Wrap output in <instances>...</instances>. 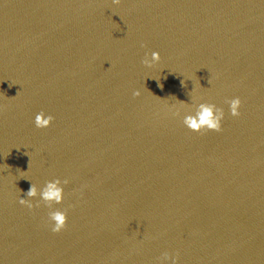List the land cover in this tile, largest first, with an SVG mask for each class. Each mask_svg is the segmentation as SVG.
<instances>
[{"label":"water","instance_id":"1","mask_svg":"<svg viewBox=\"0 0 264 264\" xmlns=\"http://www.w3.org/2000/svg\"><path fill=\"white\" fill-rule=\"evenodd\" d=\"M194 101L223 109L220 131L183 124ZM53 179L62 204L18 202ZM165 252L264 264V0H0V264Z\"/></svg>","mask_w":264,"mask_h":264},{"label":"clouds","instance_id":"2","mask_svg":"<svg viewBox=\"0 0 264 264\" xmlns=\"http://www.w3.org/2000/svg\"><path fill=\"white\" fill-rule=\"evenodd\" d=\"M113 3H119V0H113ZM160 61V54L153 51L150 55L146 53L142 64L151 68ZM155 79V78H153ZM209 82V81H208ZM158 86H161L158 84ZM18 94V93H17ZM134 96H139V91L133 92ZM180 102V101H179ZM182 105L187 104L180 102ZM229 114L233 117L240 115L239 108L241 105V100L239 97L227 100ZM177 115L178 112H174ZM224 111L222 108L217 107L210 103H195L194 101V111L187 114L183 118V124L191 131L199 132L202 129L208 131H220L221 121L224 119ZM53 120L51 115H45L44 112H39L35 115L34 124L36 128H47ZM67 180L61 181L59 179H53L47 181L44 186L38 191L35 184H31L29 190L24 194L25 198H19V203L21 205L27 206L29 209L33 208L32 200L39 196V201H37L36 206H39V202L43 201L44 204L52 208L53 205H59L63 203L64 189L63 184H67ZM18 189V188H17ZM19 191V189H18ZM48 220L50 222V228L53 233H58L62 231L67 222V216L65 210H52L48 213ZM161 264H178L177 258L174 256H169L167 252L163 253L160 258Z\"/></svg>","mask_w":264,"mask_h":264}]
</instances>
